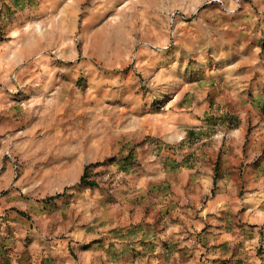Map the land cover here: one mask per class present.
<instances>
[{"label": "rangeland", "instance_id": "rangeland-1", "mask_svg": "<svg viewBox=\"0 0 264 264\" xmlns=\"http://www.w3.org/2000/svg\"><path fill=\"white\" fill-rule=\"evenodd\" d=\"M0 264H264V0H0Z\"/></svg>", "mask_w": 264, "mask_h": 264}, {"label": "trees", "instance_id": "trees-1", "mask_svg": "<svg viewBox=\"0 0 264 264\" xmlns=\"http://www.w3.org/2000/svg\"><path fill=\"white\" fill-rule=\"evenodd\" d=\"M101 164V163H100ZM100 164H96V165H88L85 170H84V174L82 175V177L80 178V181H79V186H83V187H96V183L94 181H90L91 179V174L94 170V168L98 167ZM218 171V168L216 169V172ZM60 195H56V196H53V197H49L48 199L44 200L43 202H50V201H53V200H56L57 198H59Z\"/></svg>", "mask_w": 264, "mask_h": 264}]
</instances>
